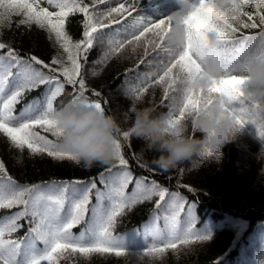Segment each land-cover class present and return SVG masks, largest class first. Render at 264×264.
<instances>
[{
	"label": "snow or ice",
	"instance_id": "1",
	"mask_svg": "<svg viewBox=\"0 0 264 264\" xmlns=\"http://www.w3.org/2000/svg\"><path fill=\"white\" fill-rule=\"evenodd\" d=\"M246 2L252 11L236 26L209 6L210 0H195L193 11L185 20L187 40L181 51L174 52L162 47L163 41L159 39L158 42V38L169 30L170 14L176 7L164 14L161 12L164 5L156 3L153 6V0H148L152 17L137 12V0H116L115 6H111L110 0H0V35L11 25L13 17H19L18 25H34L44 30L53 47L59 49L58 55L46 63L34 55L21 57L10 44L0 40V134L7 138L11 147L20 151L27 149L31 155L46 154L57 162L70 161L72 157L59 148L61 133L57 128V116L61 110L83 106L105 112L99 100L100 92L91 90L97 99L86 95L90 89L82 74L88 53L96 45L104 48L102 56L94 62L97 65H106L128 46H132L133 52L141 46L144 49V58L139 60L137 68L145 64L151 52L160 57L155 71L143 77L138 75L139 83L127 89V95L134 101H140L154 87L162 89V99L167 101L170 93L177 92L170 82L174 73L179 69L189 76L198 74L201 71L198 58L207 55L215 56L225 73L209 88V96L222 95L235 100L240 95V85L245 82L237 72L252 58L258 41L264 37V33L248 36L241 31L264 28V0ZM43 3L48 7L41 6ZM103 3H109L108 9L98 12L96 6ZM77 14L82 16L79 21L82 37L73 40L66 23L70 16ZM113 25L120 27L113 28ZM209 33L216 34V46L210 45ZM224 53L229 55L224 56ZM125 78L127 80V73ZM42 85L46 86L45 93L17 114L15 106L25 94ZM66 85L73 87V94L67 103L57 108L55 101L64 93ZM189 106L199 108L200 101L186 94L184 109ZM184 109L177 114L173 104L166 115L169 123L183 120ZM244 127L241 122V130ZM255 128L259 138L264 139V125ZM118 135L120 138L113 141V162L98 177L87 182L21 185L0 161V211L17 209L0 217V264H58L69 252L84 257L90 253L125 255L129 250L126 237L113 234L117 219L126 210L153 202L154 198L156 216L152 224L144 231L134 232L135 236L150 242L146 243L147 251L142 250V255L164 253L167 249H175L178 243L187 244L192 237L203 242L210 239L209 235L197 232L194 205L179 192H170L149 177L134 176L122 151L123 147L130 146L133 135L129 130H120ZM122 141L127 143L122 144ZM132 159L148 170L135 155ZM130 185L131 192L128 191ZM181 213L187 224L182 235L176 230ZM161 220L163 227L158 223ZM25 224L24 237L14 236ZM81 224L84 227L74 234L73 228Z\"/></svg>",
	"mask_w": 264,
	"mask_h": 264
},
{
	"label": "trees",
	"instance_id": "2",
	"mask_svg": "<svg viewBox=\"0 0 264 264\" xmlns=\"http://www.w3.org/2000/svg\"><path fill=\"white\" fill-rule=\"evenodd\" d=\"M19 19L13 17L11 25L3 29L0 40L10 44L20 54L34 55L46 63L58 55L59 49L53 47L44 30L34 25L32 27L18 25L16 21ZM68 20L66 23L68 33L73 40L81 39L82 25L79 21L82 20V16L77 14L70 16ZM246 30L250 29L241 31ZM141 50L142 47H138L135 52L127 49L109 60L106 65H97L94 62L102 56L101 50L93 48L88 53L87 62L82 69L90 89L88 93L93 89L101 93L99 100L104 102L105 112L117 119L121 131L129 130L132 126L134 115L130 108L134 103L140 108H150L154 116L163 111L160 87L150 88L140 101L113 93ZM94 71L99 74L92 75ZM176 101L170 105V109ZM194 136L198 137L199 133H194ZM117 138L120 136L117 135ZM262 142L264 139L258 138L255 126L244 127L233 143L223 147L220 156L186 162L168 172H163L152 165L151 161L159 154L145 150L143 141L135 136L131 138L130 146L123 147L122 151L134 171L146 172L168 185L181 183L184 192L200 200L201 204L222 210L235 218L240 217L252 225L264 220V175L259 172L264 162L257 163L255 159ZM124 143L127 142L122 141V144ZM133 155L138 158L140 164L146 165L148 170L138 166L137 160L132 159ZM0 161L4 163L7 172L21 184L47 180L88 179L108 167L97 164L90 170H85L82 165L76 166L67 160L57 162L46 154L31 155L27 149L20 151L11 147L3 135L0 136ZM148 209V205L137 207L124 220L125 224L138 222ZM209 236L207 242L192 240L175 249H167L164 253L152 256L90 253L88 257H84L80 253L69 252L64 254L58 264H214L232 247L239 237V231L236 226L230 225Z\"/></svg>",
	"mask_w": 264,
	"mask_h": 264
},
{
	"label": "clouds",
	"instance_id": "3",
	"mask_svg": "<svg viewBox=\"0 0 264 264\" xmlns=\"http://www.w3.org/2000/svg\"><path fill=\"white\" fill-rule=\"evenodd\" d=\"M194 4L195 0H176L169 30L158 38V42L163 41L162 47L174 52L182 50L187 40L185 20L191 15ZM209 6L236 26L251 9L246 0H210ZM261 33L264 28L258 35ZM208 40L210 45H217L215 33H209ZM198 62L201 66L198 74L189 76L178 69L170 81L177 88V114L184 109L186 94L200 101L199 108L184 109L183 120L169 123L166 116H154L150 108H140L135 103L130 108L134 120L129 131L143 141L145 150L159 154L151 163L163 172L209 157L208 153L220 156L223 147L236 140L241 122L245 126L264 125V37L258 41L252 58L237 72L245 82L240 85V95L235 100L222 95L209 96V88L225 75L217 58L207 55L199 57ZM57 121L61 133L59 148L72 157L73 165L90 170L97 164L113 162V141L121 130L113 115L96 108L66 107ZM255 159L257 163L264 162V142ZM259 172L264 175V165Z\"/></svg>",
	"mask_w": 264,
	"mask_h": 264
},
{
	"label": "rangeland",
	"instance_id": "4",
	"mask_svg": "<svg viewBox=\"0 0 264 264\" xmlns=\"http://www.w3.org/2000/svg\"><path fill=\"white\" fill-rule=\"evenodd\" d=\"M115 5H116V3H115Z\"/></svg>",
	"mask_w": 264,
	"mask_h": 264
}]
</instances>
